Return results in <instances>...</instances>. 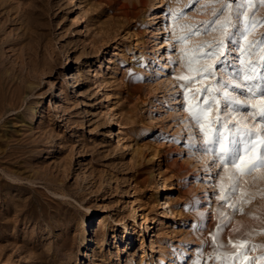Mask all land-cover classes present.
<instances>
[{
    "label": "rangeland",
    "instance_id": "374dc122",
    "mask_svg": "<svg viewBox=\"0 0 264 264\" xmlns=\"http://www.w3.org/2000/svg\"><path fill=\"white\" fill-rule=\"evenodd\" d=\"M165 38L169 67L157 50ZM142 50L153 63L135 69ZM78 72L79 85H69ZM257 85L261 0H0V264H110L114 253L105 261L103 253L128 225L134 244L117 264H170L178 255L200 264V218L188 211L197 195L214 216L208 264H264V167L246 170L264 153V134L236 165L218 159L234 124L264 128L251 107L264 97L247 92ZM225 91L243 103L226 109ZM217 131L223 148L208 143ZM159 144L189 170L160 166ZM183 178L193 184L184 194ZM90 228L95 245L83 234Z\"/></svg>",
    "mask_w": 264,
    "mask_h": 264
},
{
    "label": "bare ground",
    "instance_id": "6f19581e",
    "mask_svg": "<svg viewBox=\"0 0 264 264\" xmlns=\"http://www.w3.org/2000/svg\"><path fill=\"white\" fill-rule=\"evenodd\" d=\"M139 2H140V4L143 5V3H145V0H139ZM119 3H122V2H119ZM126 7H128V5L125 6V4L124 5L121 4V6L118 7V10L121 11L122 13H126L127 14L128 9ZM130 10H131V8H130ZM126 14H123V15H126ZM162 28H164L165 30L167 29V27H162ZM144 43H146V42H144ZM160 44H161V46L157 49V50H160L161 51V53L159 55L161 57V61H160L159 64L162 65V66H165V67H169L170 66L169 65L170 63L167 61V59H169V56L165 52L166 49L170 46V43H169L168 38H165L163 41L160 42ZM25 54H27V53H25ZM147 57H148V54H146V52H144L142 50V53H140L139 55H137L134 58L133 66L135 67V69H142L145 66L152 65L153 62L152 61H149L147 59ZM150 58L154 59L155 56L150 55ZM31 61L33 62V60H31ZM32 62H30L31 65H32ZM35 64H36V62H35ZM20 65H22V64H20ZM31 67H34V64ZM21 68H22V66H21ZM24 68H25V66H24ZM157 72L166 73L165 69H161V68L157 69ZM79 74H80V72H78V76H75V73H73V74L70 73V74L67 75L66 78H69L70 77V81H71V83L69 85H71V84L73 86L79 85V83H80ZM24 76H25V74H24ZM26 77H27V75L24 78H26ZM27 78H29V77H27ZM27 78H26V80H27ZM20 79H22V77ZM18 81H19V79H18ZM23 82H24V80H23ZM130 82H131V86L133 87V89L138 87L136 85V82L134 80L133 81L131 80ZM15 84H17V83H15ZM19 86H20V84H19ZM58 90H57L58 96L61 97V95H59ZM18 95H20V94H18ZM42 107L43 106L41 105V107L35 109V114L36 115H38L40 113L39 116H42L41 115L42 114V112H41V108ZM155 154H159V156H160L159 165L166 167L168 170L172 171L173 174H177L181 170H184V171L185 170L186 171L189 170V168L186 167L184 164L183 165L182 164L181 165L180 164L178 165L177 164V161L174 159V156L172 155V153H170L166 147H162V145H160V144L156 147ZM145 159H146V156L144 157V160ZM177 185H178L177 190L180 193H183V194L184 193H187L190 189L193 188V184L191 182V178H183V179H180V180L177 181ZM161 200H162V203L165 205L164 207L166 208V210H168V209L171 208L172 205L170 203V197H168V196L167 197H163V198H161ZM206 200H207V197L206 198H203L202 195H197L195 201L192 203V205L190 206V208H189L188 211L190 212V214L195 215V217L197 216V218L198 217L200 218L199 219V222H198V225L193 230V232L195 234V237H197L200 241L202 240L201 241L202 243L201 242L200 243L203 244V250H204V253L205 254L202 256L201 261L202 260H205V264H208L211 261L210 259L213 258V251H211L212 239H211V236H210L209 229H210V226H211V224H212V222L214 220L213 219L214 216H213V213L212 214L209 213V210H208V208L206 206ZM135 223H137V222H135ZM121 224H122L123 227H127V222L126 221L121 222ZM146 226H147V230L144 231V233L145 232L148 233L149 234V237H150L151 228L153 227V225L148 224ZM134 229L135 228H134L133 225L130 226V228H129V225H128V227H127V230H128L127 233L124 232L125 230H119V229H117L115 232H113L112 239H111V243H109L107 245V247L110 246V248H112V247L115 248L116 249V252L115 251L113 252V251H111L110 248H107V251H105L103 253L104 254L103 261H105L107 258H110V256H111L112 253H114V255H115L116 258H114V260L113 259L110 260L109 263L110 264H117L118 261H120L121 255L124 253L123 251L124 250L127 251L126 248L129 247V246H132L134 244V241L130 237V235L132 234V232H134ZM234 231H235V229H233V228L232 229H228L227 231H225V234H228V235L231 236V235H233L235 233ZM83 234H84V237L86 239V242H88L87 245L91 244V242H93V245H95L97 237H96V234H94V231L92 230V228H90L88 231H86V230L83 231ZM220 236H222V237H219L218 243L224 245L227 239L225 238V236L223 234L222 235L220 234ZM235 239L237 241L239 240L238 237H236ZM106 242H107V238L106 237L105 238L103 237L102 243H101V245L99 247L100 248L103 247V245H105ZM240 245H241V243H240ZM93 250H94L93 246H90V247L88 246L87 250L84 252V255L86 256V258H90L91 259L92 255H90V251H93ZM160 252H162V251L160 250ZM188 253H189V250L186 251V254H188ZM182 259L178 255L177 258L174 261H171L170 264H175V261H177V260L180 261L181 263H183V262H188L189 264L191 263V260H189V258H186V256H183Z\"/></svg>",
    "mask_w": 264,
    "mask_h": 264
},
{
    "label": "snow or ice",
    "instance_id": "6c2138e0",
    "mask_svg": "<svg viewBox=\"0 0 264 264\" xmlns=\"http://www.w3.org/2000/svg\"><path fill=\"white\" fill-rule=\"evenodd\" d=\"M208 2H214V0H208ZM249 4L251 3V0H248ZM261 2H264V0H261ZM223 7V6H222ZM230 7V5H228ZM215 15V12H214ZM217 21H212L211 23H216ZM219 49H223L224 42L220 41L218 45ZM244 80H254L255 76H244ZM237 87H242L241 85H237ZM247 92L250 93L252 96H259L264 97V87H261L259 85L255 86V90L253 88H247ZM223 99L225 101L226 109L227 107H231L233 105H241L243 102L237 100L234 96L229 94L227 91L223 93ZM252 108H258L259 110L256 112V115L260 118L261 122L264 123V104L257 105H251ZM195 118L199 121L200 117L195 116ZM216 123H220L219 116L216 117V120L214 121ZM203 127V125H201ZM221 127H223V124H221ZM233 129L235 131L232 133V138L229 140V143L231 145L230 148H223L224 139L225 137L217 131L216 138L214 140L208 141L209 144L221 146L223 148L222 152L220 153L218 159L221 163L224 164H233L236 165L240 160L242 156V151L245 147H247L249 144H251V141L258 136H261L264 134V128H261L260 131L255 130L254 128L249 127H241L239 124H234ZM207 150V149H205ZM257 166L264 167V153L261 154V157L258 162L251 163L247 166L246 170L251 172L256 169ZM235 190V187L233 188V191Z\"/></svg>",
    "mask_w": 264,
    "mask_h": 264
},
{
    "label": "built area",
    "instance_id": "2783aa9c",
    "mask_svg": "<svg viewBox=\"0 0 264 264\" xmlns=\"http://www.w3.org/2000/svg\"><path fill=\"white\" fill-rule=\"evenodd\" d=\"M201 264H205V260H202V261H201Z\"/></svg>",
    "mask_w": 264,
    "mask_h": 264
}]
</instances>
